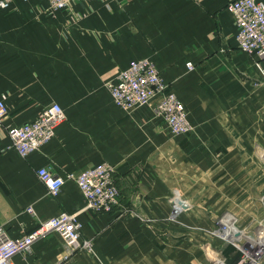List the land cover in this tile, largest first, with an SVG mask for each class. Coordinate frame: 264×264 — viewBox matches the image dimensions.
Here are the masks:
<instances>
[{
    "label": "crops",
    "instance_id": "0c3cea01",
    "mask_svg": "<svg viewBox=\"0 0 264 264\" xmlns=\"http://www.w3.org/2000/svg\"><path fill=\"white\" fill-rule=\"evenodd\" d=\"M228 2L0 6V98L8 109L0 121V226L20 236L68 211L92 243L71 250L51 231L29 254H17L16 264L238 262L237 246L218 229L230 215L239 229L264 228V86L257 55L238 46ZM145 58L187 107L192 133L173 134L155 101L131 110L113 101L107 82ZM52 103L65 120L50 141L21 156L7 128ZM104 161L116 166L120 197L111 211H94L69 175ZM46 165L66 177L56 196L38 175Z\"/></svg>",
    "mask_w": 264,
    "mask_h": 264
},
{
    "label": "built area",
    "instance_id": "2783aa9c",
    "mask_svg": "<svg viewBox=\"0 0 264 264\" xmlns=\"http://www.w3.org/2000/svg\"><path fill=\"white\" fill-rule=\"evenodd\" d=\"M78 0H48L52 9L68 6ZM87 1V0H81ZM105 1V0H102ZM10 0H0L1 7H7ZM227 9L233 14L237 26L238 46L251 54L257 55L256 66L260 83L264 86V1L263 0H229ZM192 67V63H188ZM107 87L115 104L131 110L137 106L155 101L154 111L161 117L169 130L175 135H187L195 130L190 121L189 112L181 98L165 81L156 63L151 59L131 61L117 76L107 82ZM8 115L5 102L0 98V121ZM66 114L59 103H52L42 109L37 116L22 125L9 126L8 135L11 146L25 157L32 151L50 141L56 126L65 120ZM116 166L104 161L88 167L77 174L69 175L76 181L85 197V208L94 211H111L119 202L120 190L115 181ZM38 175L49 193L56 196L65 183L66 177L56 173L52 165L38 169ZM173 216L178 213L180 205L173 201ZM27 211L32 213L30 206ZM218 233L222 235L228 223L222 218ZM56 231L71 250L91 248L92 243L82 238L81 223L76 213L62 211L42 221L34 230L20 236H10L0 226V264H16L17 254H29L33 244L45 234ZM227 241L239 244L223 235ZM242 246H249L242 243ZM240 260L237 264H241Z\"/></svg>",
    "mask_w": 264,
    "mask_h": 264
},
{
    "label": "rangeland",
    "instance_id": "374dc122",
    "mask_svg": "<svg viewBox=\"0 0 264 264\" xmlns=\"http://www.w3.org/2000/svg\"><path fill=\"white\" fill-rule=\"evenodd\" d=\"M260 227L262 229L260 228L256 233L254 232L253 237L259 238V237H261L264 234L263 226L261 225ZM238 230H243V229H239L238 228ZM243 232L245 233V235H247V233H248L246 230H243ZM253 237H251V238H253ZM247 238H249V236H247ZM247 238H245L246 239L245 241L238 243L240 247H238L236 245L237 249L239 250V255H240L238 262L241 260L242 261L241 264H251V263L252 264H264V247L263 248L262 247H258L257 249H255L253 251V249H250L249 246L248 247L247 246L246 247L242 246V243L249 242L250 239L247 240Z\"/></svg>",
    "mask_w": 264,
    "mask_h": 264
},
{
    "label": "bare ground",
    "instance_id": "6f19581e",
    "mask_svg": "<svg viewBox=\"0 0 264 264\" xmlns=\"http://www.w3.org/2000/svg\"><path fill=\"white\" fill-rule=\"evenodd\" d=\"M244 232H243V230H238V228L234 225V223H231V224L228 223L227 229L224 230V232L222 233L221 236L224 235L225 237L228 236L230 239L238 240L239 238H243L245 236L247 238L248 235H245ZM228 237H226V238H228ZM251 237H253V235H251V236H249V238H247L248 240L250 239L249 240V245H250L249 248L250 249H253V251H254L258 247H262V248L264 247V234L259 238H255V237L251 238ZM216 262H217V264H224L219 258H216Z\"/></svg>",
    "mask_w": 264,
    "mask_h": 264
},
{
    "label": "water",
    "instance_id": "95a60500",
    "mask_svg": "<svg viewBox=\"0 0 264 264\" xmlns=\"http://www.w3.org/2000/svg\"><path fill=\"white\" fill-rule=\"evenodd\" d=\"M226 222L229 224L234 223V217L230 215L229 217L226 218ZM253 234H254V231H248L247 233L248 236H251Z\"/></svg>",
    "mask_w": 264,
    "mask_h": 264
}]
</instances>
